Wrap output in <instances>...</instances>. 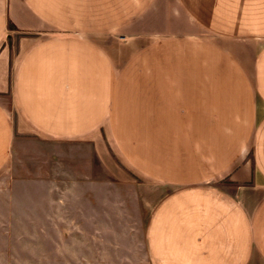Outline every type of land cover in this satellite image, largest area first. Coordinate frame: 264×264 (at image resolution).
I'll use <instances>...</instances> for the list:
<instances>
[{"label":"crops","instance_id":"0c3cea01","mask_svg":"<svg viewBox=\"0 0 264 264\" xmlns=\"http://www.w3.org/2000/svg\"><path fill=\"white\" fill-rule=\"evenodd\" d=\"M31 130L151 182V264H264V0H0V171Z\"/></svg>","mask_w":264,"mask_h":264},{"label":"rangeland","instance_id":"374dc122","mask_svg":"<svg viewBox=\"0 0 264 264\" xmlns=\"http://www.w3.org/2000/svg\"><path fill=\"white\" fill-rule=\"evenodd\" d=\"M98 138L15 135L0 171V264H151L139 197L151 182Z\"/></svg>","mask_w":264,"mask_h":264},{"label":"trees","instance_id":"16d2710c","mask_svg":"<svg viewBox=\"0 0 264 264\" xmlns=\"http://www.w3.org/2000/svg\"><path fill=\"white\" fill-rule=\"evenodd\" d=\"M12 25L9 23V27H11Z\"/></svg>","mask_w":264,"mask_h":264}]
</instances>
